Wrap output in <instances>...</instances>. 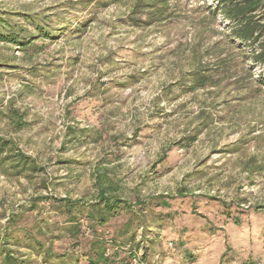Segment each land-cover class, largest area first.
Segmentation results:
<instances>
[{"label":"rangeland","instance_id":"1","mask_svg":"<svg viewBox=\"0 0 264 264\" xmlns=\"http://www.w3.org/2000/svg\"><path fill=\"white\" fill-rule=\"evenodd\" d=\"M133 3L0 0L6 24L33 39L0 45V137L43 170L0 174V232L13 216L28 228L62 223L56 200L92 201L107 170L134 204L98 229L110 257L130 251L112 244L129 228L140 245L132 264H264V168L250 170L264 164V86L251 49L209 0H171L169 20L142 14L137 25ZM199 61L210 84L190 90ZM8 105L27 124L18 132ZM84 225L79 250L92 240Z\"/></svg>","mask_w":264,"mask_h":264},{"label":"trees","instance_id":"2","mask_svg":"<svg viewBox=\"0 0 264 264\" xmlns=\"http://www.w3.org/2000/svg\"><path fill=\"white\" fill-rule=\"evenodd\" d=\"M171 0H134L130 6L129 20L137 25L138 18L146 14L151 21H167L173 13L170 12ZM217 2L215 12L209 11L210 15L216 17L217 13L228 19L232 26V35L244 47L251 49V57L255 64L264 67V0H215ZM210 9V8H209ZM30 19V17H26ZM140 22V21H139ZM40 30V25H37ZM22 30L16 31L9 27L5 19L0 16V45H14L20 49L32 44L27 37H20ZM48 38L38 35L37 39ZM4 47H0V52ZM199 58V57H198ZM200 59V58H199ZM203 59V58H202ZM226 60L222 61V67L227 66ZM8 60L1 61L0 67L8 65ZM210 69L202 62H198L196 68L187 74L190 90L202 89L210 84ZM258 81L264 86V77H258ZM3 102L0 99V107ZM8 121L15 132L22 130L27 124L23 121L22 115L17 110H12L8 105ZM2 113V112H1ZM76 138V133L73 134ZM253 160V159H252ZM255 161V159L253 160ZM264 164H253L250 167L251 173L262 171ZM43 171L36 165L31 157L22 153L12 139L0 137V174L6 176H19L26 173H39ZM94 199L85 202L82 199H59L55 207L65 220L58 224L43 220L33 225L23 227L20 225V217H12L8 228L0 232V264H132L133 259L139 258L137 252L140 245L136 242L134 235H129L131 230L127 228L123 235L127 239L119 242L120 238L113 239L112 244L123 246L130 245V251L122 258L118 252L113 257L107 255V242L104 236L98 234V229L105 227L120 212L133 213V205L122 199L121 190L117 182L109 177L106 171L98 170L93 178ZM162 205H166L164 197L157 198ZM135 204L142 205L140 200ZM264 209V207H263ZM36 210V207L32 211ZM84 222H87V229L92 234V240L88 242L89 249L79 250L81 239L85 238ZM129 222L128 224H130ZM132 224V223H131ZM124 237V236H122ZM67 241L70 248L64 252L53 250L56 242ZM134 252V255L131 253ZM124 254L123 252H121ZM146 253L140 259L145 262Z\"/></svg>","mask_w":264,"mask_h":264},{"label":"built area","instance_id":"3","mask_svg":"<svg viewBox=\"0 0 264 264\" xmlns=\"http://www.w3.org/2000/svg\"><path fill=\"white\" fill-rule=\"evenodd\" d=\"M204 2L202 1V4H203ZM215 5H217V2L215 1V0H209V5L208 6H213V7H215V9H216V6ZM231 22L229 21V24H230ZM255 66H258V73H257V70H256V68H255V72L257 73L256 74V77H259V76H263L264 77V67H262L261 65H255Z\"/></svg>","mask_w":264,"mask_h":264}]
</instances>
